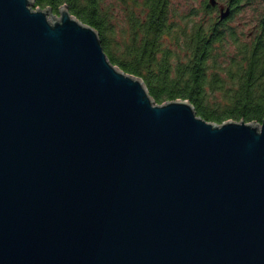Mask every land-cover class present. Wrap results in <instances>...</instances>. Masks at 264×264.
<instances>
[{"label": "water", "instance_id": "1", "mask_svg": "<svg viewBox=\"0 0 264 264\" xmlns=\"http://www.w3.org/2000/svg\"><path fill=\"white\" fill-rule=\"evenodd\" d=\"M34 4L0 0V264H264V118L158 103Z\"/></svg>", "mask_w": 264, "mask_h": 264}, {"label": "trees", "instance_id": "2", "mask_svg": "<svg viewBox=\"0 0 264 264\" xmlns=\"http://www.w3.org/2000/svg\"><path fill=\"white\" fill-rule=\"evenodd\" d=\"M130 1L119 30L103 0H35L34 6L58 13L67 3L99 31L111 61L141 76L158 103L189 99L199 115L218 123L263 120L264 15L254 16L257 31L248 36L234 18H214L212 0H194L182 11L173 0Z\"/></svg>", "mask_w": 264, "mask_h": 264}, {"label": "rangeland", "instance_id": "3", "mask_svg": "<svg viewBox=\"0 0 264 264\" xmlns=\"http://www.w3.org/2000/svg\"><path fill=\"white\" fill-rule=\"evenodd\" d=\"M104 3L108 6L113 7L114 11V20L118 22V30L120 29L121 23L124 24L127 22V10L131 7V1L126 0L129 5L124 3L123 0H103ZM198 0H196L197 2ZM224 1V0H220ZM175 3L174 5L179 9L180 11L186 10L191 4H194V0H173ZM258 8L257 6H250L246 5L241 13L235 18V25L240 27V30H242L245 34H248L253 28L255 23V14L257 12ZM137 11H139L137 9Z\"/></svg>", "mask_w": 264, "mask_h": 264}, {"label": "flooded vegetation", "instance_id": "4", "mask_svg": "<svg viewBox=\"0 0 264 264\" xmlns=\"http://www.w3.org/2000/svg\"><path fill=\"white\" fill-rule=\"evenodd\" d=\"M63 5L69 7L67 3L61 4L60 7ZM246 5L248 6L250 4L246 2H239V0H224V1L215 0L214 4H212L214 18H217L218 21L231 19V18L235 19L239 15V13L242 12L244 7H246ZM254 6H257L258 8L255 15H257V18L259 19L264 15V0L256 1ZM223 13H227V14L225 16H222ZM255 30L257 31L256 26H254V29L248 33V36H252Z\"/></svg>", "mask_w": 264, "mask_h": 264}]
</instances>
